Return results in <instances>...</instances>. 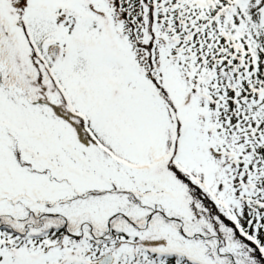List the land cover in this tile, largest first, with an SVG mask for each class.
I'll list each match as a JSON object with an SVG mask.
<instances>
[{"label":"snow or ice","instance_id":"6c2138e0","mask_svg":"<svg viewBox=\"0 0 264 264\" xmlns=\"http://www.w3.org/2000/svg\"><path fill=\"white\" fill-rule=\"evenodd\" d=\"M0 264H264V0H0Z\"/></svg>","mask_w":264,"mask_h":264}]
</instances>
